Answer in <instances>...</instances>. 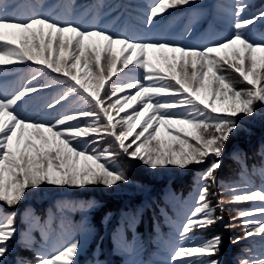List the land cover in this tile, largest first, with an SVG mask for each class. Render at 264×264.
Returning a JSON list of instances; mask_svg holds the SVG:
<instances>
[{"label":"snow or ice","instance_id":"6c2138e0","mask_svg":"<svg viewBox=\"0 0 264 264\" xmlns=\"http://www.w3.org/2000/svg\"><path fill=\"white\" fill-rule=\"evenodd\" d=\"M193 4L202 0H152L142 18L132 23L130 16L112 31L101 17L114 6L104 0L90 5L0 0V66L27 70L15 86L0 85V264H7L14 243L33 252L32 261L17 256L15 264H78L84 243L79 234L61 221L59 237L50 241L51 218L42 224L34 215L25 217L28 227L22 232L16 206L50 187L115 191L130 183L118 158L153 172L204 166L192 199L180 201L177 218H170L172 234L159 241L160 264H224L219 235L194 241L195 233L217 224L226 231L243 228L233 244L249 238L259 244L255 255L245 249L249 257L239 264H264V185L253 188L245 171L240 184L225 188L227 203L253 202L237 210L233 222H225V200L216 190L230 139L243 125L264 119V9L250 12L249 0H233L225 9L229 34L196 46L156 31L168 9ZM10 72L16 69L0 67V76ZM54 85L63 88L28 110ZM162 129L170 139L161 138ZM62 207L87 213L99 205L85 201ZM35 230L45 241L40 248L33 247ZM113 243L121 254L133 251L119 234Z\"/></svg>","mask_w":264,"mask_h":264},{"label":"trees","instance_id":"16d2710c","mask_svg":"<svg viewBox=\"0 0 264 264\" xmlns=\"http://www.w3.org/2000/svg\"><path fill=\"white\" fill-rule=\"evenodd\" d=\"M113 5L127 15H133L136 12L125 3L117 2ZM164 15L165 13L162 16ZM163 18H160L157 29L170 28L172 37L180 36L181 39L183 38V44L194 45L193 42L185 41L187 35L182 31V23L176 27L180 22L177 15L171 13L165 19ZM236 138L227 144L225 155L222 158V167L216 174L218 181L216 190L220 192L223 200L225 196L230 195L225 191L228 186L224 181L226 177L234 176V181L241 183V174L246 171L253 188L264 185V179L255 175L260 166H264V138L252 141ZM203 167H193L183 177L169 176L158 183L153 181L146 183L145 185L150 189L146 196L116 199L91 192L56 194L50 201L41 203L26 200L16 206L19 213L16 226L22 232L25 231L28 227L25 217L30 215L39 217L42 224L51 218L50 241H54L59 237L60 224L64 221L80 235L84 242L83 249L78 256V264H95L97 259L104 261L105 264H127L130 260H140L144 264H160L164 257L159 241L167 239L172 234L170 218L172 220L177 218L176 210L181 207L180 201L192 199L195 191V177ZM227 200L223 206L224 220L233 222L232 217L236 215L239 205L229 204ZM85 201H95L99 207L87 213L74 210L72 207H62ZM5 211H7L6 208ZM240 230L241 227H234L226 231L222 224H217L195 233L194 241L199 243L219 235L222 238L219 258L224 264H229L226 256L232 250L234 251L233 256H240V252H246L245 249L251 250V245L245 240L239 244L232 243L236 237L243 236L244 232ZM117 234L126 238L132 246L131 253L121 254L114 250L113 238ZM31 236L35 241L34 248L44 245L45 241L39 230L33 231ZM13 249V252L8 255L7 264H15L17 256L33 260L32 251L21 250L15 243Z\"/></svg>","mask_w":264,"mask_h":264},{"label":"rangeland","instance_id":"374dc122","mask_svg":"<svg viewBox=\"0 0 264 264\" xmlns=\"http://www.w3.org/2000/svg\"><path fill=\"white\" fill-rule=\"evenodd\" d=\"M14 0H9V2H13ZM136 3L137 6L145 5L147 6L148 4H145L143 0H131ZM250 2V12H255L258 10L264 9L263 6H258V1L257 0H249ZM233 3V0H202V5L201 4H193L192 7H199L202 9V11L205 12V15H195L193 20L195 21V29L197 30L199 26L204 24V21L206 20V15H210V11L213 10L211 13L212 20H214L219 26H221L224 30H227L230 32L229 26H228V16L225 11L231 4ZM189 8L188 6H178L173 9H168L166 13H172V11H183V9ZM208 11V13H207ZM105 19V18H104ZM103 19V20H104ZM200 20V21H199ZM111 21V23H109ZM105 25L110 27L112 25V20L111 18H106L104 20ZM260 31H264V25L260 26ZM168 55H172L169 53ZM178 55V54H177ZM31 63V62H28ZM153 63L156 64V66L163 67V62H157L155 59H153ZM16 66V65H12ZM119 67V65H118ZM129 67H133L132 65H129ZM124 71H128L125 69ZM137 73H139V70H137ZM56 74V73H53ZM120 75H123V73H119ZM164 74V73H161ZM232 75H235L232 73ZM9 76L4 77L0 76V85L5 84V79H7ZM113 80L116 79L114 76L112 78ZM111 83V81H109ZM107 86V85H106ZM237 87H240V85H237ZM63 86L61 85H54L52 88L47 89H61L62 90ZM57 94H52V93H46L42 95V99H44V102L48 99H51L52 97L56 96ZM123 93H120V96H123ZM115 99V98H114ZM76 102L74 101V105ZM78 106V105H76ZM220 106L219 101H217V107ZM131 111V109L129 110ZM121 116L125 115V113H121ZM119 119V117H117ZM176 128H183V126H174ZM139 131V129H137ZM190 131V130H188ZM181 135H183V132H181ZM236 137H239L241 139H250L249 141L252 140H258L264 138V119L257 118L254 122L250 124H245L243 125V128L240 132H237L229 141V143L233 142L234 139H237ZM161 138L168 140L170 137L168 134H166L163 129L161 130ZM228 143V144H229ZM178 147V146H177ZM226 152V150H225ZM225 155V154H224ZM118 165L122 166L124 171L129 177L130 183L128 184H120L119 187L115 191H106L102 187H92L89 186L84 189H76V188H57V187H50L47 189L42 195L39 196H29L27 200H33V201H47L49 198L57 193L61 192H68V193H91V192H96L103 194L107 197H115L116 199H125V198H131L135 196H146L150 192V189L145 185L146 183L153 181L155 183H158L165 178L169 176H180L183 177L185 176L189 171H184L183 173L180 172V170L176 168L172 169H158L155 172L151 170L150 168L143 166L139 162H133V166H129L123 159L118 158L117 159ZM224 181L226 185H234V184H239V182L234 181V176H229L224 178ZM223 181V182H224ZM227 193V192H226ZM230 195L225 196V200L229 199ZM23 202V201H22ZM240 209H246L250 208L253 206V202H244V203H238ZM237 224L240 223V221L236 222ZM240 231H243V228H241ZM246 242H249L251 245V250L253 254H257V250L259 249V244H252L251 243V238L249 240H245ZM231 249V248H230ZM234 251L232 250L231 253L226 256V261L229 264H239L240 259L242 258H248V253L247 252H240V256H233Z\"/></svg>","mask_w":264,"mask_h":264}]
</instances>
